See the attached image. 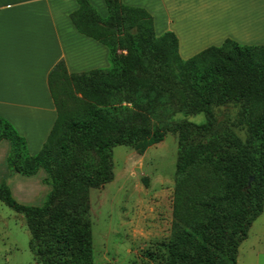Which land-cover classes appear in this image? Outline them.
Segmentation results:
<instances>
[{
  "label": "trees",
  "instance_id": "1",
  "mask_svg": "<svg viewBox=\"0 0 264 264\" xmlns=\"http://www.w3.org/2000/svg\"><path fill=\"white\" fill-rule=\"evenodd\" d=\"M78 3L71 20L108 47L110 67L70 73L64 61L55 65L48 82L58 116L36 155L0 117L11 172L43 169L52 187L41 206H30L1 183L0 200L25 217L39 263L92 264L90 191L114 180V148L144 153L178 134L168 264H237L264 209V45L226 39L183 59L177 35H157L146 9L106 0L103 17L89 0ZM226 103L240 105L246 139L219 124L214 107ZM184 111L203 113L207 122L169 121Z\"/></svg>",
  "mask_w": 264,
  "mask_h": 264
},
{
  "label": "crops",
  "instance_id": "2",
  "mask_svg": "<svg viewBox=\"0 0 264 264\" xmlns=\"http://www.w3.org/2000/svg\"><path fill=\"white\" fill-rule=\"evenodd\" d=\"M89 1L107 17L106 0ZM122 1L146 9L154 18L157 35L174 32L183 59L221 46L226 39L240 45H264V0ZM78 8V0H0V117L25 138L32 156L41 151L57 120L48 82L55 65L64 61L70 73L110 67L108 47L73 24L70 15ZM214 24L219 34L208 41L196 40L201 36L194 34L203 32L199 28L207 27L210 33ZM10 151V141L1 140L0 184L6 181L20 203L41 206L52 189L44 181L46 172L12 173L7 162ZM19 186L24 188L21 193ZM39 195L40 200H35Z\"/></svg>",
  "mask_w": 264,
  "mask_h": 264
},
{
  "label": "rangeland",
  "instance_id": "3",
  "mask_svg": "<svg viewBox=\"0 0 264 264\" xmlns=\"http://www.w3.org/2000/svg\"><path fill=\"white\" fill-rule=\"evenodd\" d=\"M207 29L199 28L197 31L203 32L194 34L201 36L196 40L208 41L219 34L215 24L210 33ZM217 92L219 89L209 91L206 96ZM190 96L200 100L195 92ZM214 112L219 124L230 126L246 139L248 131L241 123L239 104L215 106ZM169 121L205 124L207 118L203 113L184 111ZM178 157L179 135L172 133L144 153L126 146L114 148V180L90 191L92 264H168ZM19 189L20 193L24 190ZM30 240L25 217L0 200V264H41L30 248ZM237 264H264V209L239 247Z\"/></svg>",
  "mask_w": 264,
  "mask_h": 264
}]
</instances>
